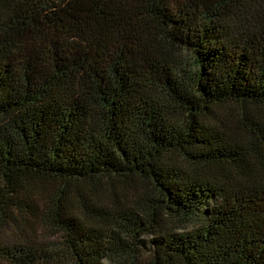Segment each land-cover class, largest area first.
Wrapping results in <instances>:
<instances>
[{
    "label": "trees",
    "instance_id": "16d2710c",
    "mask_svg": "<svg viewBox=\"0 0 264 264\" xmlns=\"http://www.w3.org/2000/svg\"><path fill=\"white\" fill-rule=\"evenodd\" d=\"M0 264H264V0H0Z\"/></svg>",
    "mask_w": 264,
    "mask_h": 264
}]
</instances>
